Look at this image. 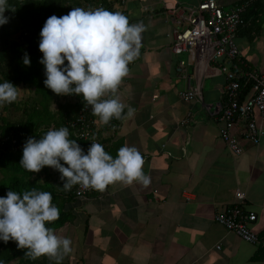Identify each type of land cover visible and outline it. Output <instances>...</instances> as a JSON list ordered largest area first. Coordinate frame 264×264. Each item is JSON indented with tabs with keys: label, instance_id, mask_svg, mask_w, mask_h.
Instances as JSON below:
<instances>
[{
	"label": "crops",
	"instance_id": "obj_1",
	"mask_svg": "<svg viewBox=\"0 0 264 264\" xmlns=\"http://www.w3.org/2000/svg\"><path fill=\"white\" fill-rule=\"evenodd\" d=\"M202 1L127 0L113 6L130 23L143 22L146 30L140 55L117 93L134 114L128 117L125 108L118 129L103 125L97 136L113 156L122 145L135 146L150 182L117 181L67 202L73 218L55 230L72 240L62 264H264V123H257L262 129L258 144L240 134L239 123L232 132L241 152L230 150L218 133L224 75L214 62L196 70L191 52L176 54L170 47L172 33L187 26L179 19ZM215 1L223 9L240 2ZM235 43L248 68L264 77V11L254 21L245 20ZM181 59L187 61L186 76L176 71ZM187 76L191 87L200 84L201 99L179 98ZM188 112L190 120L180 124ZM51 180L63 189L60 173ZM237 190L244 193V209L256 216L249 224L256 244L213 219L237 201Z\"/></svg>",
	"mask_w": 264,
	"mask_h": 264
},
{
	"label": "clouds",
	"instance_id": "obj_2",
	"mask_svg": "<svg viewBox=\"0 0 264 264\" xmlns=\"http://www.w3.org/2000/svg\"><path fill=\"white\" fill-rule=\"evenodd\" d=\"M9 0H0V25L8 22ZM143 22L130 23L121 11L103 7H73L66 14L46 18L39 32V58L44 66L43 84L56 94L81 96L101 124L122 119L124 109L131 117L134 108L119 98L118 88L129 72V63L140 55ZM22 61L30 64L27 52ZM18 87L9 80L0 82V106L18 99ZM19 164L29 172L50 166L60 173L62 188L74 185L103 191L120 181L148 184L144 158L135 146L122 145L115 156L95 139L87 150L70 138L66 125L49 128L39 138L29 136L23 143ZM60 216L52 193L32 187L22 193L9 190L0 195V241L12 240L32 258L46 255L57 262L72 252V240L48 225ZM0 264L5 261L0 259Z\"/></svg>",
	"mask_w": 264,
	"mask_h": 264
},
{
	"label": "trees",
	"instance_id": "obj_3",
	"mask_svg": "<svg viewBox=\"0 0 264 264\" xmlns=\"http://www.w3.org/2000/svg\"><path fill=\"white\" fill-rule=\"evenodd\" d=\"M89 2L87 0H9L15 11L5 9V15L9 19L7 23L0 25V82L7 79L16 85L18 90L20 87H25L31 92L26 98L22 96V99L20 95L16 101L5 103L0 108V195H5L9 188L21 193L32 187L51 192L53 202L60 210L59 218L48 225L54 231L73 218L72 213L65 209V206L67 202L77 197L74 193L77 185L65 191L51 180L54 173H59L58 170L53 169L50 172V166H44L39 172L33 173L25 170L19 161L27 137L39 138L51 127L66 125L69 128L70 138L77 139L74 137L75 129L69 126V122L76 117L83 99L81 96L71 94L74 98L72 101L62 103L55 100L57 108L55 107L54 110L50 108V103L54 97L58 99V94L43 84L44 66L39 61L42 52L38 48V43L40 29L48 16L66 14L73 7L94 8L93 1L89 0ZM113 6L112 3L104 1L100 7L114 12ZM262 11H264L262 0H253L242 13L241 18L244 22L245 20L251 22L256 20ZM25 52L30 58L29 65H25L22 61ZM250 88V82L241 88L240 100L248 95ZM6 110L9 111L8 114L3 113ZM17 110H21L18 119L10 115ZM88 116L98 118L93 114ZM120 121L121 119L119 123ZM104 126L105 129L109 128L108 124ZM77 142L85 151L90 145L82 139H77ZM103 146L107 151L105 143ZM97 191L99 190L92 189L87 196ZM25 251L26 249L17 248L12 240L7 243L0 241V259L4 260L5 264H62L46 255L32 258Z\"/></svg>",
	"mask_w": 264,
	"mask_h": 264
},
{
	"label": "built area",
	"instance_id": "obj_4",
	"mask_svg": "<svg viewBox=\"0 0 264 264\" xmlns=\"http://www.w3.org/2000/svg\"><path fill=\"white\" fill-rule=\"evenodd\" d=\"M92 1L95 7H100L104 1L113 5H123L127 0ZM252 1L240 0L232 8L223 9L215 0H203L196 9H189L187 15L179 19V21H187V26L172 33L173 41L170 46L176 54L191 52L196 70L214 62L217 64V70L224 75L222 105L217 118L220 123L218 133L234 153H240L241 147L238 137L232 130L242 123L240 134L253 144H258L262 129L257 123L258 121L264 123V77L248 68L245 61L239 57L235 43L236 33L244 24L241 15ZM169 13H173V9L169 8ZM186 65L185 59L179 60L176 66L179 75H187ZM188 81L189 76H187ZM249 82L251 83L250 91L240 100V90ZM179 98L185 101L201 99L200 84L196 83L194 87H191L188 82L187 88L179 92ZM91 114L90 106L85 107L83 102L74 120L69 122V126L75 129V138L85 140L89 144L92 139L99 142L97 131L100 126L108 124V130L114 131L120 125L119 119L115 118L107 124H101L99 118L88 116ZM190 118L191 113H186L180 124H186ZM92 189L77 185L74 193L77 198H86ZM235 197L237 201L215 213L213 219L226 230L236 233L245 241L256 244L258 237L249 228L250 222L256 216L244 209L242 191L237 190ZM216 247L219 248V245Z\"/></svg>",
	"mask_w": 264,
	"mask_h": 264
},
{
	"label": "rangeland",
	"instance_id": "obj_5",
	"mask_svg": "<svg viewBox=\"0 0 264 264\" xmlns=\"http://www.w3.org/2000/svg\"><path fill=\"white\" fill-rule=\"evenodd\" d=\"M180 28H182V27H180ZM21 92H22V93H21V98H22V96H23L24 98H26V97H27L26 95H27V94H30L27 88L22 89ZM57 96H58V100H60V101H68V100H72V99H74V98L71 97V96H70V98H69L67 95H61V94H58ZM60 97H62V99H61ZM22 99H23V98H22ZM52 107L55 108V105H52ZM0 108H1V106H0ZM0 110H1V109H0ZM0 112H1V111H0ZM8 112H9V111L6 110V111L3 112V113L8 114ZM10 115H12L14 118L18 119V118L21 116V110L14 111V112L10 113Z\"/></svg>",
	"mask_w": 264,
	"mask_h": 264
}]
</instances>
